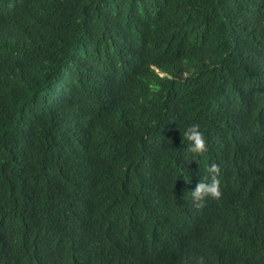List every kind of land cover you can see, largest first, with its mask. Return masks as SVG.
<instances>
[{
	"label": "trees",
	"instance_id": "16d2710c",
	"mask_svg": "<svg viewBox=\"0 0 264 264\" xmlns=\"http://www.w3.org/2000/svg\"><path fill=\"white\" fill-rule=\"evenodd\" d=\"M0 264H264V0H0Z\"/></svg>",
	"mask_w": 264,
	"mask_h": 264
},
{
	"label": "clouds",
	"instance_id": "9594fccd",
	"mask_svg": "<svg viewBox=\"0 0 264 264\" xmlns=\"http://www.w3.org/2000/svg\"><path fill=\"white\" fill-rule=\"evenodd\" d=\"M183 136L190 142L188 151L193 154V160H196V156L207 152L206 140L198 123L189 125L183 132ZM207 172L210 179L201 180L195 190L191 192V197L196 207L201 206L206 197L219 198L221 196L218 165L215 163L210 164Z\"/></svg>",
	"mask_w": 264,
	"mask_h": 264
}]
</instances>
